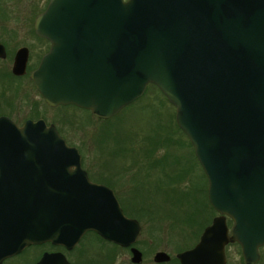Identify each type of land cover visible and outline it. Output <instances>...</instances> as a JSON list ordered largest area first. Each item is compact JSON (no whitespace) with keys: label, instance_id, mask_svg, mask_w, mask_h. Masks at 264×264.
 <instances>
[{"label":"water","instance_id":"95a60500","mask_svg":"<svg viewBox=\"0 0 264 264\" xmlns=\"http://www.w3.org/2000/svg\"><path fill=\"white\" fill-rule=\"evenodd\" d=\"M36 25L51 48L30 79L47 105L108 120L154 85L175 109L217 213L180 264H226L228 243L255 264L264 245V0H52ZM26 63L21 49L12 74ZM81 162L54 125L0 116V264L30 246L71 248L86 232L131 247L141 263L140 223Z\"/></svg>","mask_w":264,"mask_h":264},{"label":"rangeland","instance_id":"374dc122","mask_svg":"<svg viewBox=\"0 0 264 264\" xmlns=\"http://www.w3.org/2000/svg\"><path fill=\"white\" fill-rule=\"evenodd\" d=\"M15 5L20 7L19 3ZM12 10L14 9L12 8ZM18 10L20 14H25L26 10H23V8H19ZM19 13L18 15H20ZM11 64L12 58L9 56L6 60L0 62V76L6 74L0 77V116H7L16 124L21 125L26 118L32 116L31 110L35 108L37 113L40 114L48 124L52 123L56 125L59 134L65 139L69 146L78 149L82 162L85 163V165H89L91 162H105L107 167H114L116 170L122 172V174L116 177L117 182H115L117 184L115 190L120 203L123 202V197L130 198L129 196L131 193H134V182L143 183V185L139 184L142 187L138 188V185L135 187V190H137L136 192H139V194H137V196L135 193L134 197L136 201L138 199L142 200V202L137 201L136 203L139 206H142L141 203L146 204L151 215L155 217L152 219L153 226L146 216H141L139 212L134 211L135 207L131 208V205L124 200L126 210L128 209V212L136 214H132L131 216L126 214L125 216L136 219L141 225V236L136 244L140 251L144 253L141 264H154L152 258L158 251L166 252L171 258H174L177 253L188 250L198 242V238L201 234L199 233V235H197L198 229L200 228V220L197 219L196 224H182L181 222L189 212V207L186 205H174V202L176 203L179 200V196L184 195L181 194V191L177 190H181L185 187L184 185L180 186V184L183 181L184 171L188 169L189 163L187 161L183 162L182 160L185 170L182 168L184 171L177 175L174 172V160L171 158L169 165L163 168L165 169V173H167V176H165L161 174L163 173L161 167H141L144 166L143 163H137L136 166H138V168L132 167L128 169L126 167L131 166V160L123 161L117 157H109L107 154L104 158L102 157L101 161H99L97 157L94 159V144H92V141L94 143L97 132L106 126L98 122L97 118L93 117L89 112L77 108L57 110L45 108L41 98L29 84L27 78H13L10 73ZM7 73H10L12 78L7 75ZM154 95L153 88L146 89L145 93L136 102L134 107L127 109L122 114L120 112L116 115L120 116V122L117 124V128L122 127L118 131L119 133L121 131L122 133L128 131L132 126L135 128V133H139L141 137L156 136L159 125L162 124L163 121H166L168 116L173 115L175 118V109L159 94L158 96ZM112 122H114V120ZM163 125L169 128L166 124ZM176 141L181 142L183 147L187 150L181 151L179 156H187L190 149L187 146L186 138L178 134ZM174 148L177 150L178 147L174 146ZM172 153V150H170L171 156ZM163 154L164 151L160 150L155 154L157 157L161 156L158 159H162L160 163H163ZM105 163L103 165H105ZM179 170L181 169H176L175 171ZM199 173V168L193 166L194 179H197L200 175ZM169 201L170 203H168ZM166 214L175 216V219H165V222L163 219ZM216 215V213L212 215L211 220ZM152 227L154 231H156V228L159 231H152ZM110 248L112 250L111 256H115V254L120 255V260L116 261L115 264H131L130 255L128 253H120V251L117 253L113 252V250H115L113 244L110 245ZM29 255L32 256L33 254L30 253ZM260 255L261 258L258 264H264V247L260 249ZM30 256L22 258L21 261L15 260L8 264H21L22 261H27ZM226 256L227 264H243L239 249L234 245H230L227 248ZM166 264L177 263L171 261Z\"/></svg>","mask_w":264,"mask_h":264},{"label":"flooded vegetation","instance_id":"af4514ba","mask_svg":"<svg viewBox=\"0 0 264 264\" xmlns=\"http://www.w3.org/2000/svg\"><path fill=\"white\" fill-rule=\"evenodd\" d=\"M51 1L52 0H0V45L4 48V51L6 54L5 59H0V62L6 60L8 56L11 57L12 58V64L10 67V73L12 74V67H13L14 58L16 57V55L18 54V52L21 49H26V51H27V63H26L25 74L22 76H15L14 74H12V76L17 78V79L27 78L29 84L32 86V88L34 89V91L37 93V95L40 98H41V96L36 91L32 81L30 79V75L38 69V66L40 64L42 57H44L50 51V48H51V42L48 39H46L45 37L38 35L37 31H36V26H37L36 24L38 21V17L40 15H42L47 10ZM16 3H19L20 7L15 5ZM12 8L14 10H12ZM19 8H23V10H26L24 15H22V13L21 14L19 13V10H18ZM18 13L20 15H18ZM7 69H8V67H7ZM41 100H42L45 108H49L52 110H54V109L55 110L65 109V108H68V109L69 108H72V109L77 108L73 105H58L55 107H51V106L47 105L42 98H41ZM77 109H80V108H77ZM80 110L87 111L84 109H80ZM31 112H32V116L30 118H26L23 121V123L27 120H31V121L43 120L46 123V125H54L52 123L48 124L40 116V114L37 113L35 108H32ZM87 112H89V111H87ZM2 116H4V115H2ZM21 125H19V126H21ZM54 126H55L56 130L58 131V128L56 127V125H54ZM104 163H102V162H91L89 165H85V163L81 162V165H82V169L86 172L88 179L92 183L104 185V186L110 188L113 191L118 203L120 204L119 198L116 194L117 192L115 190V186L117 185L115 182H117L116 177L119 174H122V172L120 170H116V168H114V167H111V168L107 167L106 163H105V165H103ZM126 168L130 169L132 167L127 166ZM123 198H126V197H123ZM120 207L123 210V207L121 204H120ZM123 212H124V210H123ZM228 221H230V220L227 218V226H228V229L230 230L232 228V222L230 221L231 225H228ZM211 222H212V220H211ZM209 225H206L203 227L201 234L203 233L204 229L206 227H208ZM141 232H142V229H141ZM93 234H94L93 232H86L80 238L78 243L75 244L71 248H67L63 245H53L51 243H44V244L38 245V246H30V247L25 248L18 255H15L11 258L6 259L2 264H8L10 262H14L15 260L21 261L22 258L30 256L29 255L30 253H32L33 255L30 256V258H28L27 261H22L21 264L22 263L23 264H37L41 260L43 255H45V254H49V255H56L57 254V255H59L57 257L55 256V257L47 258L45 264H66V263H68V264H115L116 261L120 260V255H118V254H115V256L114 255L111 256L112 250L110 248V245L112 243L106 242L104 240H103V242H96ZM201 234L198 238V242H199V239L201 237ZM185 238H187V237H185ZM136 244L133 245V247H135L138 251H140V249L136 246ZM196 244H194L188 250L192 249ZM230 245H234L239 249L243 264H246L244 259H243V256H242L241 248L237 243H228L224 247L226 264H227L226 250ZM113 246L115 249V250H113V252L117 253L118 251H120V253L121 252L128 253L130 255V263L134 264L131 262V257H132L131 247L123 248V247H120V246L115 245V244H113ZM262 247H264V245L258 248L259 259L255 264L259 263V260L261 258L260 249ZM184 251H187V250H184ZM184 251H182V252H184ZM158 252H163V251H158ZM140 253L142 254V260H141V263H142L144 253L142 251H140ZM179 253H181V252H179ZM179 253H177V254H179ZM177 254L175 255L174 258H171L167 254L170 257V260L166 263L173 261L177 264H180L179 260L176 257ZM153 258H154V256H153ZM153 258H152V262L154 264H166V263H155L153 261Z\"/></svg>","mask_w":264,"mask_h":264},{"label":"trees","instance_id":"16d2710c","mask_svg":"<svg viewBox=\"0 0 264 264\" xmlns=\"http://www.w3.org/2000/svg\"><path fill=\"white\" fill-rule=\"evenodd\" d=\"M5 75L6 74L1 76H5ZM7 75L11 76L10 73H7ZM149 88L154 89V93H155L154 96L156 95L158 96L159 94L161 97L165 99V97L160 93V91L154 85H148L147 90ZM137 101L124 108L121 111V114L125 112L127 109L134 107ZM165 101L167 100L165 99ZM119 117L120 116H115L109 120L97 119L98 122H100L101 124L103 123L106 127L105 128L103 127V129L99 130V132H97L96 134V138H94V143L92 141V144H94V151H93L94 159H96L97 157L98 160L101 161L102 157L104 158V156H106L107 154L109 157H117L123 161L131 160L130 167L138 168V166H136L137 163H143L144 166L141 167H149V168L161 167L163 172L161 174L165 176H167V173H165L164 171L165 169L163 168L169 165L171 158L174 160L175 170L181 169L179 171L174 170V172L177 175L181 174L185 170L183 168L182 160L183 162L187 161L189 163L188 169L184 171L182 182L180 179L181 182L180 186L184 185L185 187H183V189L181 190H177V191H181V194L184 195L179 196V200L176 203L174 202V205H186L189 207V212L185 216L184 220L181 222L182 224H190V223L196 224L197 219L200 220L199 223L200 228L198 229L197 232L198 233L197 235H199L203 227L210 224L211 217L212 215L215 214V212L212 209V207L209 205L207 200L208 185H207L206 177L198 161L194 156V152L191 144L187 140L186 136L177 127L174 116L173 115L168 116V119H166V121H163L162 124L159 125V129L157 131L156 136H143V137H141L139 133H135V128L132 126L128 131H125L123 133L121 131L119 133L118 131L122 128V127L117 128V124L120 122ZM113 120L114 122H112ZM163 124L169 126L170 129L164 126ZM178 134L186 138L187 146L190 149V151H188V155L185 157L179 156L180 152L186 149L185 147H183L181 142L176 141V137ZM174 146L178 147L177 150H175ZM159 150L164 151V154L162 155L164 158L163 163H160L162 159L158 160L161 156L157 157L155 155L156 152H158ZM170 150H172L173 152L172 156L170 155ZM193 166H195V168H199L200 170L199 173L200 175L197 177V179L193 178ZM182 168L184 170H182ZM134 183H135L133 189L134 193L133 194L131 193V195L129 196L130 198H126V199L124 198L123 202L120 203L121 205L123 203L124 214L125 215L128 214L129 216H131L132 214L136 215L135 213L128 212L127 211L128 209L126 210L124 206V200H125V202H128V204L131 205V208L135 207L134 211L139 212L141 216H146L151 222V225L153 226L152 219L155 217L151 215V212L147 208L146 204L141 203L142 206H139L136 203L137 201L142 202V200L138 199L136 201V198L134 197L135 193L136 195L139 194V192H136L137 190H135V187L137 185L138 188L142 187L140 185H143V183L140 182L139 183L134 182ZM168 203H170V201ZM165 219L172 220L175 219V216L171 214H166L165 218L163 219L166 222ZM228 225H231L230 221H228ZM152 231H154L153 227H152ZM157 231L159 230H157L156 228V231L154 232ZM93 236L96 242H103V240L95 233L93 234Z\"/></svg>","mask_w":264,"mask_h":264}]
</instances>
